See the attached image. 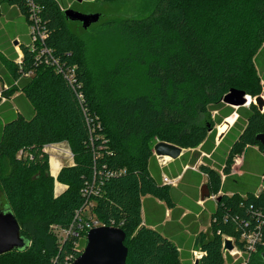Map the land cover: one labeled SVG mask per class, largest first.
Masks as SVG:
<instances>
[{
  "label": "trees",
  "instance_id": "trees-1",
  "mask_svg": "<svg viewBox=\"0 0 264 264\" xmlns=\"http://www.w3.org/2000/svg\"><path fill=\"white\" fill-rule=\"evenodd\" d=\"M34 2L48 34L46 45L74 76L70 84L51 67L35 66L26 42L20 45L21 70L13 63L15 54L5 63L18 79L5 95H21L16 113L11 104L0 109V209L13 213L27 246L0 255V264H70L80 255L86 234L64 235L74 220L79 227L94 220L119 227L125 234L126 264H190L141 214L146 196L174 205L170 187L151 171V143L156 138L183 149L200 146L208 154L214 126L233 112L235 123L243 120L244 125L222 166L205 159L199 164L210 194L220 200L209 233L194 237L200 252L194 263L241 264L222 251L224 239L244 250L242 231L257 230L256 252L246 264H264V182L259 191H244L242 184L244 193L227 194L236 153L248 146L262 148L255 135L264 132V112L252 102L235 111L222 102L232 88L250 97L262 91L264 0H154L143 17L77 32L73 26L78 22L66 20L61 10L65 0ZM7 4L26 19L24 0ZM19 21L7 27H23ZM90 30L112 52L104 59L100 54L87 58L84 34ZM96 60L104 66L99 85ZM27 71L32 74L23 77ZM60 142L67 143L72 164L60 168L56 180L66 188L55 195L44 147Z\"/></svg>",
  "mask_w": 264,
  "mask_h": 264
},
{
  "label": "crops",
  "instance_id": "crops-1",
  "mask_svg": "<svg viewBox=\"0 0 264 264\" xmlns=\"http://www.w3.org/2000/svg\"><path fill=\"white\" fill-rule=\"evenodd\" d=\"M65 1L67 2V7L65 9H67L71 8V5L74 2L76 5V3L82 4L85 1L92 0ZM0 8H2L4 14L7 15L6 18L9 19L7 22L5 21L3 27L0 28V45L2 44L4 50L9 53L7 54L5 51H3L5 61H10V59L15 54L16 57L13 60V63L16 64L15 60L18 57V53L21 52V43H27L28 41L26 19L25 16L19 12L18 8L12 4L11 6H9V4H5L2 5V7L0 6ZM13 12L15 16L10 18V14ZM16 19H20L19 24H22L23 27L10 30L7 26L11 24L12 21H16ZM17 23L13 22L11 25ZM12 44L17 46V48L13 47ZM4 63L5 62L2 63L0 61V67L5 73L4 75L3 72L0 71V78L3 79L8 85L14 84V80L9 74ZM261 84L263 86L264 81H261ZM20 95L21 92L16 91L14 94H12V96L8 97L5 102L0 104V109L5 108L8 104H15V102H17V98ZM12 109L14 113H16V106H13ZM239 121H237V123L234 122V124L232 122L220 140L217 138V136H215L214 146L210 153L206 154L204 151L200 150L201 153L206 154V156L197 160H193L192 164H189V154L186 158V161H183L181 158L186 152L189 153V151H186L185 153L181 152V155L174 160L168 159V163H165L162 166L159 164L158 158L153 154L155 156V163L153 161L151 165V171L158 177L157 179L160 181V183H162L163 175L175 179L174 186L167 185L170 187L174 205L169 206L163 200L146 196L141 209L142 217L146 222L151 224V227L159 229L163 235L167 236L175 244V246H177L179 253L182 255V260L190 264H194L195 261V259L192 257V251L196 249L194 247V237L200 232L205 233V231L202 229L203 223H201V220L198 218L200 216L202 217V213L206 210H210L212 215L217 203L215 199L212 198V195H209V197L205 198L204 200L200 198V189L203 185H206L207 175L200 170L199 164L201 163L202 159H205L210 161L211 164L216 167L220 166L225 158L226 153L241 133L242 127L239 130L236 129ZM216 147L218 148L216 149ZM213 153L214 155L211 156ZM242 157L243 159L241 162L240 173L235 175L230 173L228 175L230 182L231 179H234V181H232L233 185H230V188L228 189V195H231V193L237 189L240 190V193H244L243 190L239 188L242 184L244 185V191L252 190L255 192L259 191L262 187L263 182L261 181V176L264 175V156L262 151L256 145L248 146L242 152ZM60 166L61 165L59 164L58 167L53 169L50 162V174L54 178L55 195H59L66 188L64 184L59 183L56 180V176L61 168ZM224 179L225 175L224 178H221L222 183ZM235 183L237 186H235Z\"/></svg>",
  "mask_w": 264,
  "mask_h": 264
},
{
  "label": "water",
  "instance_id": "water-1",
  "mask_svg": "<svg viewBox=\"0 0 264 264\" xmlns=\"http://www.w3.org/2000/svg\"><path fill=\"white\" fill-rule=\"evenodd\" d=\"M63 14L66 20L80 23L83 29H88L100 19L99 13H82L71 8L65 9ZM248 97L244 91L232 88L224 95L222 102L230 107L238 108L252 102ZM263 98L264 93L262 97L256 96L253 101L260 112H264ZM223 135L224 133L218 134L217 138L220 140ZM255 141L261 145L264 156V132L256 134ZM152 151L156 157H167L174 160L181 155L182 148L158 141L153 146ZM208 197L207 185H203L200 189V198L204 200ZM219 200L220 196H217L215 201L218 202ZM124 240V232L116 226L102 225L89 229L85 234V243L80 255L70 264H126L127 248L124 245ZM26 246L27 242L20 234V226L13 213L7 209H0V255L13 250H22ZM233 247L230 239H224L223 252L232 251Z\"/></svg>",
  "mask_w": 264,
  "mask_h": 264
},
{
  "label": "rangeland",
  "instance_id": "rangeland-1",
  "mask_svg": "<svg viewBox=\"0 0 264 264\" xmlns=\"http://www.w3.org/2000/svg\"><path fill=\"white\" fill-rule=\"evenodd\" d=\"M153 2H154V0H92V1H85L82 4L79 3V5L76 3V5L74 4V8L71 7V9L80 11L82 13H99L100 14L99 21L91 25V27H92L91 29H94V31H96V30H98V27H100L101 25L109 26L113 20L114 21L125 20V19L140 18V17L145 16L146 14H148L150 12V8H152ZM5 4H7V0H0V6L1 7H2V5H5ZM9 6H11V5H9ZM6 17H7V15H5L2 8H0V28L3 27L5 21L7 22V20H9ZM10 18H12L11 15H10ZM73 28L76 32L79 30V28L82 29L80 23H74ZM84 35H85V39L86 40L88 39V44H89L88 48H87V54H86L87 58L88 57L93 58V55H97V54L99 55L100 54L102 56V58L104 59V56L106 53L107 54L112 53L108 49L105 50L104 49L105 47L103 46V44L99 43V41L96 40L97 37L95 35V32H94V34H92L91 30H90V32H88V34L85 33ZM12 46L17 48V46H14L13 44H12ZM3 51H5V50L1 44L0 45V61L2 63L3 62L6 63ZM5 52L7 54H9L7 51H5ZM5 63H4V65H5ZM106 63L110 64L111 63L110 59H106ZM93 66H94L93 67L94 74L98 78L96 80V83L98 84L99 77H100V75H98V74H100L102 72V69L104 66L101 62L98 63V60L95 61V64ZM6 68L9 69V67H6ZM262 90H263V87H262ZM249 97H248V99H249ZM254 98L255 97H250V100L252 101V103L254 101L253 100ZM12 105L15 107L14 103H12ZM243 107H248V106H243ZM233 109L235 111L237 108L233 107ZM212 114H215V113H212ZM234 116H236L235 112H233L230 115L232 120H233V118L235 119L234 120V122H235L238 115L236 116V118ZM222 122H224V120ZM234 122H233V124H234ZM243 125H244L243 121L240 120L236 129L239 130L241 127H243ZM214 129L216 130V136H218V130H217L218 125H215ZM157 142H158L157 139L154 138L152 143H151L152 147ZM56 144L57 145L51 144V146L47 149L48 152H46L48 154L49 172H51V167H50L51 160L50 159H52V158L53 159L57 158V159H55V162L58 163V166L60 164L61 165L60 167H62L63 165L71 163L70 157L69 158L67 157L68 154H66L67 156H65V150H68L67 143L66 142H60L59 144L58 143H56ZM200 150H201L200 146H198L197 148L183 149L182 152L185 153L186 151H189V155H190L189 164H192L193 160H195V159L197 160L201 157L206 156V154L201 153ZM237 155L240 156V155H242V153H236L235 156H237ZM166 163H168V160L166 161ZM209 195H211L210 192H209ZM217 196H218V194H217ZM1 201H2V199H1ZM211 218H212V215H211L210 210L204 211L202 213V217L200 216L198 218L201 220V223H203L202 229H203V231H205V233H209V231H210L211 222H212ZM233 246H234L233 250L230 252L229 255L232 259L239 258V253H240L239 248L235 244H233ZM194 251L198 252L197 249H195ZM192 257L194 258L193 253H192ZM242 258H243V256L240 257L239 259H242Z\"/></svg>",
  "mask_w": 264,
  "mask_h": 264
},
{
  "label": "built area",
  "instance_id": "built-area-1",
  "mask_svg": "<svg viewBox=\"0 0 264 264\" xmlns=\"http://www.w3.org/2000/svg\"><path fill=\"white\" fill-rule=\"evenodd\" d=\"M24 2L26 3V5L28 7V11H27V15H26L28 41L26 43V47H27L28 51L32 54L33 64L35 66L45 65V66L51 67L55 73L62 74L67 79V81L70 84H72L73 76H74L73 69L67 68L65 70L63 65H61V63H60L59 57L55 56L52 49H50L46 45V39H47L48 34L44 28V24H43L42 19H41L39 6L34 2V0H24ZM61 10L63 11L65 9L61 8ZM22 59H23V53L20 52V53H18V57L15 60L16 61L15 63L19 66L20 70H21L20 66H21V60ZM31 74H32V71H27V72H24L22 74V76L28 77ZM17 82H18V79L14 81V84H17ZM10 86L11 85L6 84V82H4V80L0 78V104L5 102L8 99V96L5 95V92L10 88ZM263 93H264V88L259 95L262 97ZM246 106H248V105H246ZM235 115L237 116L236 113H235ZM236 116H235V118H236ZM227 118H224V120ZM55 145H57V144H55ZM50 146H51V144L46 145L44 147V151L48 152L47 149ZM19 154L25 155V153H23L22 151H20ZM66 154H68V156ZM65 156H67L68 158L70 157V162L72 164V153L69 150V148H68V150H65ZM157 158L159 159V163L161 166L164 165L166 163V161L169 159L167 157H157ZM242 159H243L242 155H240V156L237 155L233 158V161H232L231 167H230V173L231 174L235 175V174L240 173ZM221 178H224V175H222V173H221ZM261 181L264 182V175L261 176ZM162 183L165 185L174 186L175 185V179L170 178L169 176L163 175L162 176ZM216 196L217 195H212V198L216 199ZM75 222H76L75 220L72 221L68 230H66L64 232V235L71 234L73 236L79 237L80 231H81V233L83 232L85 234L89 229L101 226V225H99V222L95 221V220L92 223L87 222L82 227L76 226ZM228 239H230V238H228ZM258 239H259V233L257 230H255V231H242L241 241L244 242L245 248H244V250L239 249V251H240L239 258L242 256H243V258L242 259H239V258L232 259L233 262L235 263V262L240 260L241 264H246V262L248 261V256L251 253L256 252V246L255 245H256V242ZM232 243H233V241H232ZM230 252L231 251H229L228 254H230ZM192 253L194 254L193 259L199 258V256H200L199 251L198 252L192 251Z\"/></svg>",
  "mask_w": 264,
  "mask_h": 264
},
{
  "label": "bare ground",
  "instance_id": "bare-ground-1",
  "mask_svg": "<svg viewBox=\"0 0 264 264\" xmlns=\"http://www.w3.org/2000/svg\"><path fill=\"white\" fill-rule=\"evenodd\" d=\"M264 107V106H263ZM235 117V116H234ZM234 120V118H233ZM233 120L231 119V117H228L227 119H225L224 122H222L220 125H218V134H222L224 133L228 127L232 124ZM51 164H52V167L55 169L58 165L57 162H55V159H51Z\"/></svg>",
  "mask_w": 264,
  "mask_h": 264
}]
</instances>
